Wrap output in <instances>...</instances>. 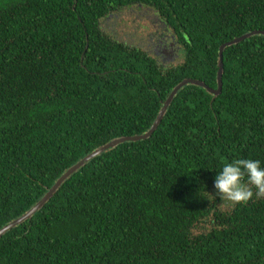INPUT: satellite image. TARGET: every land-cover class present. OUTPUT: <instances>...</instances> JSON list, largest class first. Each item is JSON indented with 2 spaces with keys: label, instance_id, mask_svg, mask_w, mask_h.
<instances>
[{
  "label": "trees",
  "instance_id": "obj_1",
  "mask_svg": "<svg viewBox=\"0 0 264 264\" xmlns=\"http://www.w3.org/2000/svg\"><path fill=\"white\" fill-rule=\"evenodd\" d=\"M152 9L182 51L164 67L102 21ZM264 31V0H0V229L69 168L139 136L184 79L217 87L219 47ZM221 92L181 88L153 134L91 159L0 238V264H264V198L214 178L264 168V35L227 47Z\"/></svg>",
  "mask_w": 264,
  "mask_h": 264
},
{
  "label": "rangeland",
  "instance_id": "obj_2",
  "mask_svg": "<svg viewBox=\"0 0 264 264\" xmlns=\"http://www.w3.org/2000/svg\"><path fill=\"white\" fill-rule=\"evenodd\" d=\"M140 7L131 6L114 12L102 21L101 28L114 39L146 52L160 63V54L155 52L159 48V42L165 39V35L172 36L174 40L175 37L170 29L161 26L152 9ZM169 52L170 58L162 63L165 67L176 66L182 59L181 48L174 43L173 47L169 46Z\"/></svg>",
  "mask_w": 264,
  "mask_h": 264
},
{
  "label": "water",
  "instance_id": "obj_3",
  "mask_svg": "<svg viewBox=\"0 0 264 264\" xmlns=\"http://www.w3.org/2000/svg\"><path fill=\"white\" fill-rule=\"evenodd\" d=\"M256 34L264 35V31H252L248 34L242 35L236 39H233L231 41H228L224 44H222L219 49H218V59H217V74H216V83L217 87L215 90L208 88L204 83L198 81V80H193V79H184L180 83H178L173 90L170 92L166 100L162 103V107L160 108L153 124L150 126L149 130L145 132L142 135L139 136H131V137H120L117 139H114L107 143L106 145H103L90 154L86 155L84 158H82L79 162H77L75 165H73L71 168H69L65 173H63L57 181L47 190V192L44 194V196L36 202L28 211H26L22 216L9 221L0 229V238L10 231L11 229L15 228L16 226L20 225L27 219H30L37 211H39L43 205L56 193V191L59 189V187L62 185V183L70 177L73 173H75L77 170L82 168L85 164H87L91 159L94 157L98 156L102 152L115 148L116 146L125 143V142H136V141H141V140H146L148 139L153 132L156 130L158 125L160 124L167 107L170 105L171 101L173 100L174 96L176 93L186 85H193L197 87L203 88L207 93L217 96L221 92V77H222V71H223V61H222V56H223V51L225 48L236 45L243 41L244 39H247L251 36H254Z\"/></svg>",
  "mask_w": 264,
  "mask_h": 264
},
{
  "label": "clouds",
  "instance_id": "obj_4",
  "mask_svg": "<svg viewBox=\"0 0 264 264\" xmlns=\"http://www.w3.org/2000/svg\"><path fill=\"white\" fill-rule=\"evenodd\" d=\"M214 188L220 200L232 206L246 204L254 195L264 198V168L259 160L236 159L215 176Z\"/></svg>",
  "mask_w": 264,
  "mask_h": 264
},
{
  "label": "flooded vegetation",
  "instance_id": "obj_5",
  "mask_svg": "<svg viewBox=\"0 0 264 264\" xmlns=\"http://www.w3.org/2000/svg\"><path fill=\"white\" fill-rule=\"evenodd\" d=\"M139 9H141V7ZM143 9H145V8H143ZM147 10H149V9H147ZM147 10L145 11L146 13H148ZM158 22L161 24V26H166L164 23H162L161 21H159V19H158ZM172 41L175 44H177V42L174 40V38H172V36L169 37V36L165 35V39L159 42L160 43L159 48H157L156 51H155L156 53L160 54L161 62L159 64L162 65V66H164V67H165V65L163 64L164 61H167L170 58V55H171L170 52H169V46L172 45V47H173V44L174 43ZM169 43H172V44L169 45Z\"/></svg>",
  "mask_w": 264,
  "mask_h": 264
}]
</instances>
